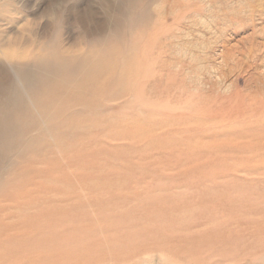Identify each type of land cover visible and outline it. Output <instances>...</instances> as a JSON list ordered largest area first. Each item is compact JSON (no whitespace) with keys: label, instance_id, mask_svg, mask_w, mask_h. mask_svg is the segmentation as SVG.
I'll list each match as a JSON object with an SVG mask.
<instances>
[{"label":"rangeland","instance_id":"1","mask_svg":"<svg viewBox=\"0 0 264 264\" xmlns=\"http://www.w3.org/2000/svg\"><path fill=\"white\" fill-rule=\"evenodd\" d=\"M235 1L0 0V99L10 85L19 86L29 96L23 115L55 114L58 145L72 152L64 156L50 141L42 143L35 165L14 151L3 163L0 264H25L24 243L37 236L18 223L49 210L61 227L40 240L37 262L26 264H264V45L249 44L252 22L223 30V17L218 24L215 18L233 11L260 14L254 32L263 43L264 0ZM55 55L74 62L110 57L112 63L93 79L98 92L39 106L22 74L56 64ZM123 63L134 68L123 73ZM48 162L51 182L44 178ZM32 177L39 191L25 183ZM17 184L23 186L20 197H5ZM71 210H78L77 218L61 216ZM82 233L101 242L98 254L72 248Z\"/></svg>","mask_w":264,"mask_h":264},{"label":"bare ground","instance_id":"2","mask_svg":"<svg viewBox=\"0 0 264 264\" xmlns=\"http://www.w3.org/2000/svg\"><path fill=\"white\" fill-rule=\"evenodd\" d=\"M239 0H236L235 2H237ZM252 11V10H251ZM213 13V12H212ZM216 16V15H215ZM255 16H258L257 18H260V14H255L253 11L252 12H249L248 15H246L244 17V15L242 14V11H238V12H235L233 11V13L231 15H218L216 16L215 18H217L216 20V24L219 23V20L221 19L222 20V23L223 24V30H225V27H233L235 30H237L238 27H241L245 24H249L250 22H252L251 26H252V30L253 32L249 35L250 38H249V44L251 45L252 48L254 47H259L258 45H264V41L263 43L262 42H256V31L254 32V19H255ZM242 21V23H240ZM244 23V24H243ZM174 28V27H173ZM171 29V28H170ZM172 30V29H171ZM215 31V30H214ZM167 32V31H165ZM222 32V31H220ZM169 33V32H168ZM218 33V32H217ZM164 34V33H163ZM162 34V35H163ZM164 35H167V34H164ZM161 36V35H160ZM216 36V34H215ZM163 37V36H162ZM192 47V46H191ZM241 48V47H240ZM152 50V49H151ZM260 50V48H259ZM141 51V50H140ZM158 51V50H157ZM193 51V50H192ZM257 51V50H255ZM153 52V51H152ZM194 52V51H193ZM192 52V53H193ZM258 52V51H257ZM256 52V53H257ZM141 53V52H140ZM148 53V52H147ZM159 53V52H157ZM152 54V53H151ZM193 55V54H191ZM256 55V54H255ZM57 57V61H56V64H51V65H47V66H44L43 63L40 64V66L35 70V73L33 74H30V75H26V74H22V82H23V86L24 88H26L27 90H29V94H30V98L35 102V104L41 106L42 104L44 103H54V101H56L57 99L60 100V103L63 99H65L67 101V98H71L70 96L72 95H77L78 97L83 94V93H89V91L91 90V93L94 94L96 92H98V90L100 89V85L99 83H96L93 79H95L97 77V75L100 74V72H103L104 69L105 71H110L108 69V63H112V61H110V57H107V58H104V59H101V58H95V57H91V56H88L86 59H84L83 57L81 59H79L78 61H72V60H64L62 58H60L58 55H55ZM150 56V55H149ZM143 58V57H142ZM141 58V59H142ZM157 58V57H156ZM143 60H146V59H143ZM143 60L141 61L143 63ZM186 60V59H185ZM148 62V61H146ZM142 63H140L139 65H142ZM252 63V62H251ZM144 64V63H143ZM250 64V63H249ZM154 65V63L152 64ZM145 66V65H144ZM147 66V65H146ZM106 67V68H105ZM152 67V66H151ZM134 68V63H129L127 65H124L123 63V73L126 72V70H130ZM146 68H149V67H145L143 71H145ZM153 68V67H152ZM150 69L153 70V69ZM112 69L114 70V66L112 64ZM149 71V69H146V71ZM145 71V74H147ZM139 72V73H138ZM142 70L141 68L138 69H134L133 72H132V75H133V83L132 85H134L136 83V77L141 74ZM144 73V72H143ZM138 74V75H137ZM144 74V75H145ZM149 75V74H147ZM153 75V74H152ZM152 75L150 77H152ZM145 77V76H144ZM147 77V76H146ZM169 77L171 78V76H168V79ZM121 78H123L121 76ZM142 79H144L143 77H141ZM147 79V78H146ZM149 79V78H148ZM167 79L168 82H170L169 80ZM139 80H141L139 78ZM138 80V82H139ZM172 80H175V79H172ZM188 80V79H187ZM21 81V79H20ZM160 81V80H159ZM240 81V80H239ZM94 82V84H92ZM175 82V81H174ZM183 82V81H182ZM191 82V81H190ZM161 83V82H160ZM173 83V82H172ZM158 87V86H157ZM162 87V86H161ZM163 87L165 88V85H163ZM178 87V85H177ZM132 88V87H131ZM160 89V88H159ZM176 89V88H175ZM174 89V90H175ZM183 90V88H181ZM142 90V88H141ZM140 90V91H141ZM173 90V92H174ZM186 90V89H185ZM22 89L18 86H16L15 84H12L10 85V88L6 89L4 91L5 95L0 99V183L3 182V173L4 172V165L3 163L5 162V160H7L10 155H11V152L14 151L15 155L18 156V157H23L27 160L28 163L32 164V165H35L37 164L39 161H40V155H39V150H40V147L41 145H43L42 143L44 142H50L51 141V145L53 144V146L56 144L57 146L60 145V142L58 140H61L59 139L61 137V135L59 133H57V128H58V123H56L55 119V114H51L50 112H47V111H44L45 114L44 115H41L42 113L39 112L38 113V117L37 118H31L30 116L29 117H26L23 115V111H26L28 110V104H27V101H29V96H26L25 92H21ZM134 91V89H133ZM164 91V90H163ZM176 91V90H175ZM188 91V90H187ZM196 91V90H195ZM165 92V91H164ZM168 92V91H167ZM180 92V91H179ZM186 92V91H185ZM190 92V91H189ZM24 93V94H23ZM134 93V92H133ZM142 93V91H141ZM162 94V93H161ZM160 94V95H161ZM169 94V93H168ZM173 94V93H172ZM134 95V94H133ZM136 95V94H135ZM134 95V96H135ZM133 96V97H134ZM148 96V94H147ZM162 96V95H161ZM182 96V95H181ZM197 96V95H196ZM165 97V95H164ZM170 97V96H169ZM135 98L137 99V97L135 96ZM149 98V97H148ZM159 98V97H158ZM161 98V97H160ZM159 98V99H160ZM172 98V97H171ZM178 98V96H177ZM72 99V98H71ZM75 99H78V98H75ZM132 98H130V101H131ZM140 99H141V96H140ZM155 99V98H154ZM156 99H157V96H156ZM158 99V100H159ZM163 99V98H162ZM191 99V98H190ZM239 99V97H238ZM128 100V99H126ZM170 100V99H169ZM173 100V99H172ZM175 100V99H174ZM194 100V99H193ZM242 100V99H239V101ZM123 101V99L121 100ZM129 101V100H128ZM133 101V100H132ZM192 102V99L190 100ZM68 102V101H67ZM125 102V101H124ZM123 102V103H124ZM171 102V101H169ZM175 102V101H174ZM122 103V102H121ZM133 103V102H132ZM193 103V102H192ZM70 104V103H69ZM91 104H93L91 102ZM264 104V103H263ZM32 105V104H31ZM96 105V104H95ZM131 105V103L129 104ZM128 105V106H129ZM175 105H176V102H175ZM209 105V104H208ZM207 105V106H208ZM231 105V104H230ZM255 105V104H253ZM78 106V105H77ZM126 106V105H125ZM126 106V107H128ZM132 106V105H131ZM187 106V105H185ZM190 106V104L188 105ZM259 106V105H258ZM200 107V106H198ZM205 107V106H204ZM215 107V106H214ZM221 107V106H220ZM241 107V106H240ZM248 107V106H247ZM256 107V106H255ZM254 107V108H255ZM260 107V106H259ZM262 107V106H261ZM197 108V107H196ZM206 108V107H205ZM223 108V107H222ZM225 108V107H224ZM223 108V109H224ZM246 108V107H245ZM51 109V108H50ZM182 109V108H181ZM195 109V108H193ZM207 109V108H206ZM205 109V110H206ZM213 109V108H212ZM220 109V108H219ZM244 109V108H243ZM120 110V109H119ZM122 110H125V109H122ZM136 110V109H135ZM185 109H183V112H189V111H184ZM200 110V109H199ZM247 110V109H246ZM262 110V109H261ZM62 111V110H61ZM207 111V110H206ZM211 111V110H210ZM213 111V110H212ZM229 111V110H227ZM245 111V110H244ZM252 111V110H250ZM80 112V111H79ZM113 112V111H112ZM221 112V111H220ZM264 112V110L262 111ZM126 113V112H125ZM135 113V112H134ZM153 113V112H152ZM155 113V111H154ZM211 112H209L210 114ZM216 113V112H215ZM222 113V112H221ZM148 115H150L148 112H147ZM196 114V113H195ZM206 114V113H205ZM207 114H208V111H207ZM261 114V113H260ZM141 115V114H140ZM163 115V114H162ZM193 115V114H192ZM199 115V114H197ZM204 115V114H203ZM244 115V114H242ZM256 115V114H255ZM253 114V116H255ZM258 115V114H257ZM256 115V116H257ZM101 116V115H99ZM190 116V115H189ZM206 116V115H205ZM252 116V115H251ZM250 116V117H251ZM262 116V115H261ZM260 116V117H261ZM103 117V116H102ZM167 117V116H166ZM183 117V116H181ZM226 117V116H225ZM224 117V118H225ZM239 117V116H238ZM249 117V116H248ZM247 117V118H248ZM264 117V115H263ZM154 118V117H152ZM171 118V117H169ZM177 118V117H175ZM190 118V117H189ZM192 118V117H191ZM216 118V117H215ZM230 118V117H229ZM233 118V117H232ZM242 118V117H241ZM75 119V118H74ZM180 119V117H179ZM214 119V118H213ZM226 119V118H225ZM236 120V118H234ZM249 119V118H248ZM264 119V118H263ZM177 120V119H176ZM224 120V119H223ZM232 120V119H231ZM246 120V119H245ZM75 121V120H74ZM229 121V120H227ZM226 121V122H227ZM237 121V120H236ZM239 121H242V120H239ZM247 121V120H246ZM249 121V120H248ZM261 121V120H260ZM47 122L49 123V125H47ZM173 122V121H172ZM220 122V120H219ZM218 122V123H219ZM244 122V121H243ZM229 123V122H228ZM239 123V122H238ZM262 123V121H261ZM90 124V123H89ZM98 124V123H97ZM101 124V123H100ZM211 124V123H210ZM220 124V123H219ZM224 124V123H223ZM250 125V122L247 123V125ZM260 124V123H259ZM70 125V124H69ZM195 125V124H194ZM202 125V124H201ZM212 125H215V124H212ZM211 125V127H212ZM236 125V124H235ZM62 126V125H61ZM189 126V125H188ZM207 126V125H206ZM221 126V125H219ZM230 128L231 125H228ZM241 126V124H240ZM244 125H242L243 127ZM246 126V125H245ZM244 126V127H245ZM79 126L77 125V128ZM104 127V126H103ZM185 127V126H184ZM205 127V126H204ZM237 127V125H236ZM248 127V126H247ZM173 128V127H172ZM228 128L226 130H228ZM73 129V128H72ZM79 129V128H78ZM175 129V128H173ZM231 129V128H230ZM236 129V128H235ZM238 129V128H237ZM33 130H36V133L31 135V132ZM68 130V129H67ZM77 130V129H76ZM181 130V129H180ZM225 130V129H224ZM87 131V130H85ZM97 131V130H96ZM95 131V132H96ZM187 131V130H185ZM189 131V130H188ZM191 131V130H190ZM196 131V130H195ZM194 131V133H195ZM223 131V129H222ZM231 131V130H230ZM62 132V131H61ZM103 132V131H102ZM173 132V131H172ZM210 132V131H209ZM214 132V131H213ZM30 133V134H29ZM66 133V132H65ZM80 133V132H79ZM97 133V132H96ZM163 133V132H161ZM208 133V132H207ZM221 133V132H220ZM29 134L28 136H25ZM63 134V132H62ZM68 134V133H67ZM84 134V133H83ZM88 134V133H87ZM90 134V133H89ZM169 134V133H168ZM183 134V133H182ZM186 134V133H185ZM190 134V133H189ZM188 134V135H189ZM193 134V132H192ZM202 134H205V133H202ZM97 135V134H96ZM167 136V134H165ZM172 135V134H171ZM197 135V134H195ZM78 136V135H77ZM76 136V137H77ZM83 136H86V135H83ZM94 136V135H92ZM91 136V137H92ZM160 136V135H159ZM186 136V135H185ZM204 136V135H203ZM80 137V136H79ZM131 137H134L133 134ZM141 137V136H140ZM158 137V136H156ZM193 137V136H191ZM51 138V139H50ZM73 138V137H72ZM71 138V139H72ZM187 138V137H186ZM190 138V137H189ZM69 139V138H68ZM75 139V138H74ZM78 139V137H77ZM80 139V138H79ZM96 139V138H94ZM104 139V138H103ZM150 139V138H149ZM155 139V138H154ZM86 140V139H85ZM105 140V139H104ZM145 141V140H144ZM151 141V140H150ZM74 142V141H73ZM79 144H80V141H78ZM95 142V141H94ZM110 142V141H109ZM146 142V141H145ZM152 142V141H151ZM179 142V141H178ZM59 143V145H58ZM132 143V142H130ZM172 143V142H171ZM182 143V142H181ZM86 144V143H84ZM109 144V143H108ZM133 144V143H132ZM141 144V143H140ZM143 144V143H142ZM193 144V143H192ZM48 145V143H47ZM88 145V144H86ZM183 145V143H182ZM132 146V145H131ZM141 146V145H140ZM189 146V144H188ZM49 147V146H48ZM129 147V146H128ZM149 147V146H148ZM59 148V149H58ZM58 151L62 154V155H68L70 156L72 154L71 153H67L68 151H70L68 149V147L66 146V144H62L61 145V148L60 146L58 147ZM123 148V147H122ZM130 148V147H129ZM184 148V147H183ZM94 149V148H93ZM121 149V147H120ZM125 148H123V150H125ZM45 150V149H44ZM97 150V149H96ZM144 150V149H143ZM195 150V149H194ZM197 150V149H196ZM56 151V150H55ZM115 151V150H113ZM121 151V150H120ZM168 151V150H167ZM198 151V150H197ZM154 152V151H153ZM164 152V151H163ZM65 153V154H64ZM150 154H152V152H150ZM143 155V154H142ZM81 156V155H80ZM124 156V155H123ZM133 156V155H131ZM145 156V155H143ZM146 156H149V155H146ZM50 156H48L49 158ZM16 159V158H15ZM67 159H70V157ZM73 159V158H72ZM70 159V160H72ZM262 159V158H261ZM76 160H77V157H76ZM75 160V161H76ZM8 161V160H7ZM15 161V160H14ZM74 161V159H73ZM80 161V159H79ZM111 161V160H110ZM115 164V162H113ZM214 163V162H213ZM221 163V162H219ZM50 162L47 163V168L45 170V173H44V178H46V181L45 182H51L52 178H53V170H51V167H50ZM69 164V163H68ZM70 164H72V161L70 162ZM216 164V163H214ZM64 165V163H63ZM55 166V165H54ZM29 167V166H28ZM33 169H31V171H34L35 172V176H38L42 174V172L38 173L39 171H42V170H39L37 172V170L39 168H35V166H32ZM62 167V166H61ZM66 167V166H65ZM54 168V167H53ZM58 168V167H57ZM44 169V168H43ZM130 169V168H129ZM150 169V168H149ZM148 169V170H149ZM67 170V168L65 169ZM27 171V170H26ZM25 171V172H26ZM55 171V170H54ZM61 171V170H59ZM25 172H22V173H25ZM38 174H37V173ZM62 172V171H61ZM68 172V171H67ZM81 172V171H80ZM5 173V172H4ZM32 173V172H31ZM53 173V174H51ZM64 173V172H62ZM66 173V172H65ZM64 174H61L62 177L64 178ZM37 174V175H36ZM59 174V175H60ZM67 174V173H66ZM78 174V173H77ZM23 175V174H21ZM14 176V175H13ZM18 176H19V173H18ZM24 176V175H23ZM42 176V175H41ZM57 176V175H56ZM138 178V177H136ZM65 179V178H64ZM133 179V178H132ZM187 179V178H186ZM183 181V180H181ZM24 182V180H23ZM29 183V184H32L34 185L33 187L35 189H37L39 191V184H36L37 181L35 180L34 177H32V180H29V181H26L25 183ZM185 182V181H184ZM22 183V181H21ZM24 183V184H25ZM27 183V184H28ZM181 183V182H180ZM192 183V182H191ZM20 184V183H19ZM23 184V183H22ZM49 184V183H48ZM131 184V183H130ZM26 185V184H25ZM171 185V184H170ZM186 185V184H184ZM193 185V184H192ZM44 186V185H43ZM20 187L22 188L23 186H18V184L12 189H9L4 193V196L5 197H9V198H12V199H18L21 195V191L20 190ZM45 187V186H44ZM132 188V187H131ZM15 191V192H14ZM45 191V190H44ZM50 191V190H49ZM34 193V192H33ZM50 194V193H49ZM136 194V193H135ZM46 195V194H45ZM137 195V194H136ZM39 196V195H38ZM51 196V195H50ZM133 196V195H132ZM131 196V197H132ZM4 197V198H5ZM36 197V196H35ZM40 197V196H39ZM47 197V195H46ZM45 197V198H46ZM119 197V196H118ZM135 197V196H134ZM37 198V197H36ZM49 198V197H47ZM121 198V197H120ZM38 199V198H37ZM40 199V198H39ZM43 199V197H42ZM52 199V198H51ZM56 199V198H55ZM63 199V198H61ZM130 199V198H128ZM134 199V198H133ZM139 198H137L136 200H138ZM10 200V199H9ZM93 201V200H92ZM95 201V200H94ZM113 201V200H112ZM18 202V201H17ZM111 202V200H110ZM117 202V201H116ZM30 203L33 204V201L30 200ZM100 202H98L99 204ZM103 203V202H102ZM106 203V202H105ZM115 203V202H114ZM122 203V202H121ZM36 204V203H34ZM93 205H95L93 203ZM92 205V206H93ZM96 205H97V202H96ZM95 205V206H96ZM105 205V204H104ZM108 205V204H106ZM76 206V205H75ZM113 206V204H112ZM72 208V206H70ZM100 207V205H99ZM78 208V207H77ZM101 208V207H100ZM76 209V208H75ZM47 210V209H46ZM63 210V209H62ZM61 210V211H62ZM51 210L49 211H44V212H40L39 215H37V213H34V214H27V216L25 217L26 221L23 220L22 222H19L18 223V229L19 230H22L23 232H25L24 230H27L28 233H30V235L33 237L34 235L37 236V238H33V240H31L29 238L30 241H24L22 243H24V245H26V248L24 247L23 249L25 251L21 252L22 253V257L20 256V258H23L25 259V264H26V261H28V259H32V261H36L37 262V259L38 257L35 258V255L36 254H39V252L42 250L41 249V245L40 246V240L41 239H47L49 240V232L50 230L53 231L55 228H59L61 226H58V225H55L56 223V220H54V218L52 217L51 215ZM54 211V210H52ZM60 211V212H61ZM70 211V210H69ZM72 213L70 212V214H63L61 216H69V217H76L75 216V211L77 213L78 210H71ZM82 211V210H81ZM160 211V210H159ZM59 212V210L57 211ZM68 212V211H67ZM161 212V211H160ZM227 212V211H226ZM55 213V212H54ZM63 213V212H61ZM60 213V214H61ZM65 213V211H64ZM82 213V212H81ZM86 213V212H85ZM81 216V214H80ZM84 216V215H82ZM217 216V215H216ZM77 218V217H76ZM222 218V217H221ZM64 219V218H63ZM132 219V218H130ZM62 220V219H61ZM66 220V219H65ZM69 220V219H68ZM67 220V221H68ZM66 221V222H67ZM80 221V220H79ZM65 222V221H64ZM75 222V221H74ZM73 222V223H74ZM6 223V222H4ZM3 223V224H4ZM11 223V222H9ZM14 223V222H13ZM42 223V224H41ZM76 223V222H75ZM81 221L78 223L80 225ZM7 224V223H6ZM17 224V223H16ZM23 224V225H21ZM68 224V223H67ZM70 224V223H69ZM72 224V223H71ZM2 225V224H1ZM8 225V224H7ZM3 227V226H2ZM1 227V228H2ZM6 227V226H4ZM10 227V226H9ZM8 227V228H9ZM13 226H11L10 229H12ZM63 227V226H62ZM81 227H85V225H82ZM90 227V226H89ZM0 228V229H1ZM14 228V227H13ZM91 228V227H90ZM99 228V227H98ZM6 229V228H5ZM60 229V228H59ZM66 229V228H64ZM83 229V228H82ZM92 229V228H91ZM7 230V229H6ZM73 230V229H72ZM5 231V230H4ZM88 231V229H87ZM92 232V230H90ZM96 231V230H94ZM93 231V232H94ZM1 232V230H0ZM17 232V231H16ZM66 232V231H64ZM68 232V231H67ZM66 232V233H67ZM76 232V231H75ZM98 232V231H96ZM21 233V232H20ZM72 233V232H71ZM15 234V233H14ZM19 234V233H18ZM65 234V233H64ZM68 234V233H67ZM74 234V233H73ZM95 234V233H94ZM16 235V234H15ZM22 236V234H20ZM20 235L18 237H20ZM24 236L28 234H23ZM57 235V234H56ZM72 235V234H71ZM2 236V235H1ZM10 236V235H9ZM17 236V235H16ZM15 236V237H16ZM65 236V235H64ZM63 236V237H64ZM12 237V236H11ZM13 237V239L15 238ZM17 237V238H18ZM68 237V236H66ZM9 238V237H8ZM2 239V238H1ZM6 239V238H5ZM10 239V238H9ZM12 239V238H11ZM58 239V238H57ZM63 239V238H62ZM67 239V238H66ZM54 240V239H53ZM73 240V239H72ZM4 241V240H3ZM51 242V241H50ZM56 242V241H55ZM4 244H6L4 242ZM18 244V243H17ZM16 244V245H17ZM45 245V242L43 243ZM69 244V243H68ZM14 246V243L12 244ZM21 245V244H20ZM23 245V244H22ZM29 245V246H28ZM54 245V243H53ZM55 246V245H54ZM72 248L79 254H84V253H88V254H98L101 249H102V244L101 242H98V241H91L89 238H87V235L86 234H81V235H78L77 237V243L74 244L72 243L71 244ZM2 247V246H1ZM67 247V245H66ZM28 248V249H27ZM5 250V248H2ZM3 250V252H4ZM12 250V249H11ZM17 250L16 254H19L20 250L18 251V249H15ZM7 252L9 250H6ZM59 251V250H58ZM6 252V253H7ZM12 252V251H10ZM75 252V253H76ZM1 253V252H0ZM5 253V255L7 256V254ZM2 254V253H1ZM0 254V255H1ZM13 254V253H12ZM40 254H42L40 252ZM39 254V255H40ZM10 255V254H9ZM8 255V256H9ZM14 256V255H13ZM12 256V257H13ZM16 256V255H15ZM91 256V255H90ZM11 257V255H10ZM68 257V256H67ZM2 258H4L2 256ZM19 258V259H20ZM49 258V257H48ZM57 258V257H55ZM59 258V257H58ZM57 258V259H58ZM61 258V257H60ZM79 258V257H78ZM84 258V257H83ZM82 258V259H83ZM9 259V258H8ZM41 260V258H39ZM71 259V257L69 258ZM76 259V258H75ZM85 259V258H84ZM29 260V261H30ZM39 260V261H40ZM56 260V259H55ZM64 260V259H62ZM61 260V261H62ZM67 260V259H66ZM65 260V262H66ZM72 260V259H71ZM80 260V259H78ZM13 261V260H12ZM73 261V260H72ZM84 261V260H83ZM3 262V261H2ZM45 262V261H44ZM43 262V263H44ZM47 262V261H46ZM77 262V261H76ZM75 262V263H76ZM89 262V261H88ZM60 263V262H58ZM68 264V262H66ZM74 263V262H73ZM71 263V264H73ZM83 263V262H82ZM11 264H19L17 261H13ZM22 264V263H21ZM29 264V262L27 263ZM35 264V263H34ZM38 264V263H37ZM51 264H54V263H51Z\"/></svg>","mask_w":264,"mask_h":264}]
</instances>
